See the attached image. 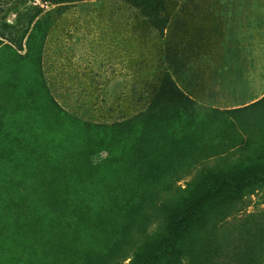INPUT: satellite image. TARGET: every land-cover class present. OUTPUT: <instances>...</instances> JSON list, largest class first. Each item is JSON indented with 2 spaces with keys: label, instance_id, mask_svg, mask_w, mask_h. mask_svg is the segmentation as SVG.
<instances>
[{
  "label": "rangeland",
  "instance_id": "rangeland-1",
  "mask_svg": "<svg viewBox=\"0 0 264 264\" xmlns=\"http://www.w3.org/2000/svg\"><path fill=\"white\" fill-rule=\"evenodd\" d=\"M167 5L172 20L161 38L124 0H92L66 6L52 0H0V35L10 43L0 53V70L5 68L9 75L4 97L21 116L8 125H29L41 132L60 131L69 122L74 128L77 121L93 127L107 126V141L88 138L86 147L82 144L80 151H75L74 159L79 172L83 167L84 175L90 177L102 169L104 175L118 180L115 197L109 198L103 191L88 192L80 200L81 207L103 208L109 225L117 230L122 226L124 231L140 214L141 208L136 209L132 203L134 195L161 189L182 197L203 167L241 161L251 171H264L259 166L264 159V102H260L264 98V0H167ZM36 10L50 13L53 20L41 67L36 51L40 38H33L32 49L28 45L33 31V25L28 29V22ZM12 71H16L15 76ZM166 71L202 106L199 118L208 125L200 126L199 131L184 127V144L194 157L180 162L160 153L151 165L157 172H164L166 180L158 188L148 189L141 183L143 172L131 163L141 146L138 139L126 151L121 143L117 160H109V152L96 151L95 146H105L104 141L111 145L119 142L110 136L111 127L139 113L145 91ZM42 80L64 113L50 109L48 101L36 95L27 108L26 95L38 91ZM25 82L28 94L16 104L14 87L17 84L24 91ZM42 112H48L54 121H25L27 114ZM147 140V146L161 149L166 136L155 140L149 132ZM146 152L143 148L142 153ZM128 156V161L123 159ZM141 168L146 169L144 165ZM244 196L241 201H227L234 210L215 224L214 235L194 244L200 264H264V187L251 186ZM113 201L121 206L130 204L131 212L105 210ZM70 204L75 206V201ZM154 205L146 207L151 210L148 220L143 215L127 227L134 225L136 236L126 247L129 252L120 255L116 264H131L145 237L159 235L163 208L161 202ZM226 209V205L220 208L223 216ZM92 220L87 217V231H92Z\"/></svg>",
  "mask_w": 264,
  "mask_h": 264
},
{
  "label": "trees",
  "instance_id": "trees-1",
  "mask_svg": "<svg viewBox=\"0 0 264 264\" xmlns=\"http://www.w3.org/2000/svg\"><path fill=\"white\" fill-rule=\"evenodd\" d=\"M84 1L92 0H52V3L66 6ZM124 1L158 36L165 37L172 20L167 0ZM32 16L28 22V29L33 25L28 45L32 49L33 38H40L36 47L40 66L53 20L50 13L44 14L42 10H36ZM9 47L10 43H6L0 35V53ZM6 71L5 68L0 70V264H116L120 255L129 252L126 247L136 236L134 225L127 227L144 217L148 220L147 213L151 210L146 207L151 205L155 208V202H161L160 207L163 208L158 221L159 235L145 237L131 264H200L195 256L194 244L214 235L215 224L234 210L228 202L241 201L251 186L264 187V171H251L250 166L243 165L241 161L206 166L192 180L191 187L182 197L172 196L169 191L161 189L146 195H134L132 203L136 204V209L141 208L140 214L134 222L130 221L124 231L122 226L117 230L109 225L103 208L90 210L81 207L80 200L88 192L103 191L109 198L115 197L119 190L115 188L118 180L104 175L102 169L90 177L84 175L83 167L79 172L74 159L75 151H80L82 144L85 148L88 138H104L107 141V126L93 127L77 121L74 128L69 122V126L60 131L48 129L42 132L38 128L30 129L29 125L9 126V122L20 120L21 116L15 114L17 110L15 112L4 97L9 76H6ZM15 74L16 71H12V75ZM23 88L24 91L17 84L14 87L16 104H21V97L28 94V82ZM145 92L139 113L111 127L110 136L119 140L116 146L104 141L105 146L95 148L96 151L107 150L109 160H117L121 143L125 144L126 151L127 146L138 139L141 146L135 150L136 158L131 163L139 166L138 169L143 172L139 175L144 181L141 180V183L150 189L158 188L166 180L164 172H157L156 167L151 165L157 156L164 152L180 162L192 159L193 152L184 144V127L198 128L199 131L200 126L204 128L208 124L205 120L200 121L202 106L178 85L170 72L161 73L157 82ZM34 95L44 97L52 107L50 109L64 113L47 93L43 80L38 91L26 95L27 108ZM260 102H264V98ZM47 115L48 112L27 114L25 121L38 123L45 118V121L53 122L54 119ZM149 132L155 135V140L165 135V146L161 149L147 146ZM143 148L147 150L146 154L142 153ZM85 150L84 155L87 156V148ZM123 159L128 161L129 156ZM263 161L259 162L262 168ZM142 165L146 167L144 171ZM164 194L168 197L164 198ZM71 201H75V206H71ZM223 205L227 208L225 216L220 212ZM110 206L105 210L123 213L132 210L130 204L121 206L117 201ZM88 216L93 218L92 231H87ZM138 233L141 232L138 230Z\"/></svg>",
  "mask_w": 264,
  "mask_h": 264
}]
</instances>
